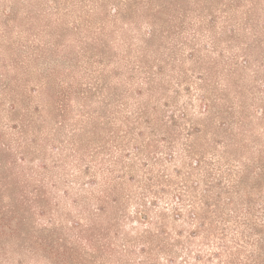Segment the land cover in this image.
Masks as SVG:
<instances>
[{
  "label": "rangeland",
  "instance_id": "1",
  "mask_svg": "<svg viewBox=\"0 0 264 264\" xmlns=\"http://www.w3.org/2000/svg\"><path fill=\"white\" fill-rule=\"evenodd\" d=\"M0 264H264V0H0Z\"/></svg>",
  "mask_w": 264,
  "mask_h": 264
}]
</instances>
